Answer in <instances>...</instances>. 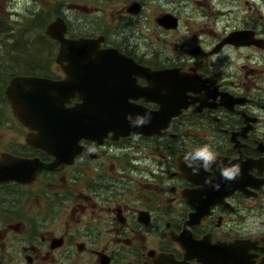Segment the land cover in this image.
Segmentation results:
<instances>
[{
    "label": "flooded vegetation",
    "instance_id": "obj_1",
    "mask_svg": "<svg viewBox=\"0 0 264 264\" xmlns=\"http://www.w3.org/2000/svg\"><path fill=\"white\" fill-rule=\"evenodd\" d=\"M39 14L41 47L0 34L13 56L0 58V162H30L0 181V264H264V0H41ZM55 22L91 43L73 64L58 62ZM36 51L39 65L24 61ZM68 66L86 82L68 107L79 92L128 100L160 128L48 152L6 92L15 77L66 80ZM204 144L240 175H193L184 155Z\"/></svg>",
    "mask_w": 264,
    "mask_h": 264
},
{
    "label": "water",
    "instance_id": "obj_2",
    "mask_svg": "<svg viewBox=\"0 0 264 264\" xmlns=\"http://www.w3.org/2000/svg\"><path fill=\"white\" fill-rule=\"evenodd\" d=\"M56 27L57 23H52L47 32L50 37L60 40L63 44L62 53L58 57L59 63L62 62L61 59H66L73 64L76 62L74 59L76 56L86 55L82 53V49L91 44L89 41H67L57 34ZM65 72L67 79L63 81L37 77H15L11 80L6 92L21 120L31 129L40 131V145H50L48 148L45 147L48 152L56 156L60 154L66 156L71 151L65 149L76 145L80 139L100 140L112 130L117 135H128L136 132L154 133L157 128H160V125L153 123L133 126L128 119L129 116L135 120L138 116L150 114V121L153 122L154 118L151 112L128 100L121 103L120 108L113 109L108 103L92 104L87 96L79 92L83 102L77 106L68 107L67 104L74 90L77 86H85L86 82L80 74L82 71H74L71 66H68ZM113 112H120L121 117H113ZM158 121H163L161 116ZM32 143L37 145V143ZM59 145H64L62 150ZM27 164H30L29 160L5 155L0 162V181L20 179L22 173L18 172L17 168L25 167Z\"/></svg>",
    "mask_w": 264,
    "mask_h": 264
},
{
    "label": "rangeland",
    "instance_id": "obj_3",
    "mask_svg": "<svg viewBox=\"0 0 264 264\" xmlns=\"http://www.w3.org/2000/svg\"><path fill=\"white\" fill-rule=\"evenodd\" d=\"M40 6H41V0H0V12L6 18L7 20L6 23H8V27H10V29L12 28L10 31L0 34L8 35V33L11 32L21 34V35L18 34V36L21 37L19 38L21 40L19 46L20 49L41 47L42 28L40 27V29H38L35 32L27 31L25 30L27 26L23 24V21H25L28 17L34 16L35 14H39ZM39 17H41L40 14ZM6 43L7 41L6 39H4V35L3 36L0 35V58L4 62L8 61L13 57L12 55L8 54L9 53L8 51H6L4 47ZM23 54L26 53L22 52V54H18V55L15 54L14 57L19 56L21 58H24L23 56L25 55ZM39 57L41 58V54L36 51L34 52V56L31 57L28 56L29 59H25L24 61L36 62L37 65H39L40 64ZM49 57L50 56L47 55V60H49ZM47 73H50V71H47Z\"/></svg>",
    "mask_w": 264,
    "mask_h": 264
},
{
    "label": "clouds",
    "instance_id": "obj_4",
    "mask_svg": "<svg viewBox=\"0 0 264 264\" xmlns=\"http://www.w3.org/2000/svg\"><path fill=\"white\" fill-rule=\"evenodd\" d=\"M133 126H143L150 123L151 115L138 116L135 120H132L131 116L128 117ZM183 162L186 167L192 169L193 175H198L201 168L205 171L212 168L214 165L219 170L222 179L231 181L236 179L240 175V164L225 165L223 161L218 160V153L214 150L210 144H204L195 148L192 151L185 153ZM211 177L206 178L205 183L214 188L219 186L212 183Z\"/></svg>",
    "mask_w": 264,
    "mask_h": 264
},
{
    "label": "trees",
    "instance_id": "obj_5",
    "mask_svg": "<svg viewBox=\"0 0 264 264\" xmlns=\"http://www.w3.org/2000/svg\"><path fill=\"white\" fill-rule=\"evenodd\" d=\"M6 22H7L6 18L0 12V33L1 32L2 33H4V32L6 33V32H8V31H10L12 29V28L10 29V27L7 26L8 23L6 25ZM23 24L25 26H27V28L25 30L34 31L35 32L38 29H40L42 23L40 21L39 14H35L34 16H30L25 21H23ZM4 25H5V28H3ZM4 30H6V31H4ZM18 32H19V30H18ZM6 40H10V39L7 38ZM9 46H10L9 44L8 45L5 44V47H9ZM15 57H18V56H15ZM26 59H28V56L26 57ZM25 62H29V61H25ZM4 63H7V62H4ZM0 68H2V67H0ZM2 69H4V68H2Z\"/></svg>",
    "mask_w": 264,
    "mask_h": 264
},
{
    "label": "bare ground",
    "instance_id": "obj_6",
    "mask_svg": "<svg viewBox=\"0 0 264 264\" xmlns=\"http://www.w3.org/2000/svg\"><path fill=\"white\" fill-rule=\"evenodd\" d=\"M18 22V21H17ZM6 25H7V23H6ZM8 26V25H7ZM3 28H5V25H4V27ZM4 31H6V30H4ZM2 33V32H1ZM5 33V32H4ZM40 37V36H39ZM2 44V43H1ZM4 44V43H3ZM8 45V44H7ZM5 47V46H4Z\"/></svg>",
    "mask_w": 264,
    "mask_h": 264
}]
</instances>
